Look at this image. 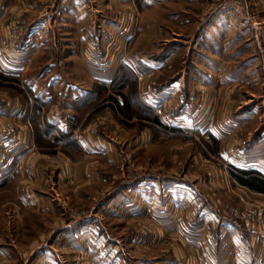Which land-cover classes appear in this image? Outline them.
<instances>
[{
  "label": "crops",
  "instance_id": "1",
  "mask_svg": "<svg viewBox=\"0 0 264 264\" xmlns=\"http://www.w3.org/2000/svg\"><path fill=\"white\" fill-rule=\"evenodd\" d=\"M5 2L0 0V25L7 14L5 9L21 4L12 3L13 0ZM34 4L27 3V7L33 9ZM56 4L61 13L53 18L55 30L48 28H51L53 20L46 22L42 18L45 31L38 37L40 41L33 43L35 63L28 70L6 66L0 35V79L14 84L10 89L12 96L5 101L0 100V197L3 200L0 202V262L20 250L18 241L12 238L13 233H33V223L24 216H60V208L50 194L21 189L18 176H27L25 181L45 184V177L38 181L41 170L44 172L48 168L44 158L49 153L63 151L73 159L72 175L66 181L60 177V183L68 186L70 191L65 195L58 194V199L66 197L69 206L65 209L78 210L84 215L68 221L58 218L53 224H44V234L41 235L44 242L37 245V250H43L33 257V264H63V259L65 262L68 260L67 255L76 262L83 252L95 264H264V229L260 234L249 231L241 221L226 216V210L214 206L209 201L207 189L198 190L200 184H207L210 188L209 184L216 182L209 180L211 183H205L202 175L196 174L199 167L205 168L200 152L198 165L191 163V168L196 170L192 173L194 179L191 183L178 178L164 183L160 177L151 175L118 180L114 176L98 175L95 160L88 159L100 157L109 165L115 164L117 143L113 138L116 131L107 127L105 133L104 127L98 133L83 134L80 138L74 134L76 128L95 123L101 115L116 119L119 115L127 121L120 122V134L137 136L135 142L128 140L127 148L130 143L131 148H141L136 143L138 138L146 135L156 143L163 138L160 131H164V121H170L169 131L165 132L171 139L173 136L186 139L193 146L196 141H202L210 146L209 151L220 164L264 176V126L254 125L260 120L264 106L261 108L258 101L245 102L247 106H241L242 93L236 91L234 105L228 104L230 115L223 110L228 103L225 96L228 84L236 83L234 86L240 90L246 84L241 82L243 77L236 74V66L227 65L229 52L238 58L246 51L238 49L243 44L228 48V36L225 31L221 32L220 26L217 31H211L212 27H209L196 37L194 34L186 37V46L182 49L180 34L155 29L154 38L161 41L154 51L156 57L151 53L154 48L151 44L149 56L144 54L146 50L132 49L130 52L120 50L115 56L107 48L111 43L108 35L96 33L90 27L94 20H98L97 17L102 16L101 12L107 11L103 9L106 8L105 3L70 1ZM139 4L148 6L149 3ZM254 7L259 9L260 3H254ZM257 14L264 17V12ZM182 16L171 15L183 23ZM244 20L240 24L249 26L251 35L246 40L248 43L243 45L250 49L249 62L243 59L248 64L244 73L248 75L250 86L259 88L264 85V63L253 42L258 21L254 24L253 20ZM35 21L32 19L27 23L26 40L33 39ZM102 22L109 23L106 19ZM66 24L78 25V28L65 31ZM142 34L143 42L146 36ZM235 39L241 40V36ZM65 40L72 44H65ZM149 45L145 44L144 48H149ZM196 45L200 47L195 48ZM176 54H186V59L190 60L184 72L169 70ZM227 68L231 71L233 68L235 75L228 78L224 73ZM168 70L170 75L166 74ZM216 71L221 73L219 79L223 81L218 97L222 94L225 99L219 98L221 107L208 117L206 110H211V104L206 100L201 103L202 95L198 99L193 98L194 87L203 83L208 91L213 92L210 86L212 72ZM261 96L259 101L264 102V88ZM172 99L178 102V109H169ZM134 118L139 123L131 121ZM245 122L251 123V127L242 130ZM238 133L241 136L247 133L252 141H248L250 138L246 143L241 141L236 148L237 157H234L232 137ZM209 151L207 153L210 154ZM27 155L33 156L34 166L24 171L20 163ZM118 183L122 186L118 187ZM167 184H171L170 188L164 189ZM103 188L106 192L98 190ZM36 200L40 207L35 208ZM100 214L124 216L129 222H138V225L123 226L126 233L119 236L120 240L108 235L109 244L104 246L100 232L107 230L99 226ZM147 226L151 231L148 232ZM134 231L138 234H131ZM30 237L26 247L34 248L38 242L33 234ZM166 242L171 246L165 245ZM103 246L109 250L105 257L101 255L98 259L96 248ZM54 247L60 250L56 252ZM33 252L26 251L30 256Z\"/></svg>",
  "mask_w": 264,
  "mask_h": 264
},
{
  "label": "rangeland",
  "instance_id": "2",
  "mask_svg": "<svg viewBox=\"0 0 264 264\" xmlns=\"http://www.w3.org/2000/svg\"><path fill=\"white\" fill-rule=\"evenodd\" d=\"M70 1L73 3L106 4V8L103 9H106L107 11L101 12L100 15L102 16L97 17L98 20H94L92 26L90 27L96 33L100 32L104 34L106 33L108 35L107 37H109L111 43H109L107 48H109L110 54L114 52L113 54L115 56L120 50L130 52L131 49L132 51L146 50L147 52L144 54L149 56L150 52L152 51V48L149 45L151 44L154 47L151 53L154 54V57H156V53L154 51L157 46H160L161 41H157L154 38L155 29L158 31L161 29L168 32L175 31L176 33L180 34L183 40H180L179 42L183 49L186 46V37L190 38V35L192 36L193 34L196 37L198 34H201V31L207 30L209 27H212L210 29L211 31H217L218 27L221 26V30L223 29L221 32L225 31L228 36V48H234L237 45V47H240L239 45L248 43L246 40L251 37V35H249V26L244 24L241 25L240 22H242L244 19H249L250 22L253 20L254 24L256 21H258V23H256L257 27L254 31L253 42L257 51L260 53V58L262 57L261 62L264 63V17L262 18L261 15L258 17L257 14H262L264 12V0H17L15 2L13 0L12 3L21 4L12 9H10V7L5 9L7 14L5 13L6 15H4L2 19L3 22L0 25L1 46L4 55L3 58L7 67L13 69L27 68V70L28 68L32 67L33 63H35L33 59H35L34 56L36 54L35 50L33 49V43L34 41H40L39 38L45 31L42 24V18H44L46 22H51L54 17H57L61 13L57 8L56 3H69ZM5 3H10V0H6ZM27 3H35L34 8H28ZM139 3L149 4L147 6L144 4L140 5ZM254 3H260V8L256 9V7H254ZM172 14L183 15V23H181L180 20L176 21L175 18H172ZM32 19L36 20L35 34L31 36L34 40H26V26L27 23H29V21ZM102 19L108 20L109 23H103ZM52 22L51 28L48 27L50 31L55 30L56 26V22L54 23V20ZM65 27V31H74V29L78 28V25L66 24ZM141 33H143V36H146L143 42L142 38L140 37ZM240 36L241 40L235 39L236 37L240 38ZM214 43L217 44L218 40L214 41ZM65 44L69 45L72 43L70 40H65ZM145 44H148L149 48H144ZM243 45L238 49H243L246 51L238 58L234 56L233 52L228 53V67L236 66V68H234L236 74L238 76H242L243 80H241V82L246 83L247 85L244 84L243 88L240 90V88H237L238 86H234L236 83L228 84L227 94L225 95L226 103H228L227 105L223 106V110L226 111L227 115H230V108L228 104L234 105V94L236 91L239 92V94L242 93V95H240V98L243 101L241 106L246 107L247 104H245V102L254 103L257 101L258 103H261V108L264 106V102L259 101L262 100L261 92L263 91L264 85H260L259 88H252L250 86L249 78H246L248 75L244 73L247 70L246 66H248V64L244 63L243 59L249 62L250 58H248V56L250 55V49L244 48L245 45ZM199 47V45L195 46V48ZM186 58V54H176L173 56V67L169 68V70L172 71L173 69L174 71L180 70L181 72H184L187 69L188 63L190 61ZM24 59H27V61ZM235 59L237 60L236 62H234ZM205 62H208L207 59ZM196 63L199 64V62ZM242 65L244 66L242 67ZM234 69L232 68V71L229 68L225 70L224 73L228 75V78L231 74L232 76L235 75V72L233 71ZM170 71L166 72V74L170 75ZM220 76V72H212V85L210 87L213 89V92L212 90L208 91L203 83H198L196 87H194L193 98L198 99V97L202 95V98L199 101L202 103L206 100L208 104H211V110H206L208 117L211 115L212 111H216L221 107L218 104V101L219 98L224 95L221 94L220 97H218L220 85L223 86V81H220L219 79ZM3 79H0V100L5 101L8 97L12 96L10 89H12L14 84ZM258 95L260 96L258 97ZM174 105L175 102L172 99V102L169 103V109L173 110ZM178 108L179 106L177 109ZM117 116L118 117L116 119L110 115H101L98 117L95 123H92L89 126L83 125V127H78L74 130V134L79 138L82 137L83 134H90L91 132L98 133V131L102 130L104 127H106L104 129L105 133L107 127L113 131H116V135L114 136L115 138H113L117 143L116 157H114L117 159L115 164L109 165L100 157L88 158L89 160H95V169L98 170V175L104 176L106 178H111L114 176L118 180L127 177L136 179L146 175H151L160 177L164 183H170V181H174L172 178H178L191 183L194 179V175L192 173L196 171L195 169L191 168V163L198 165L197 155H199L200 152L202 156L201 161L205 164V168L203 169L199 167V173L196 172V174L202 175V181H205V183H207L206 181L209 182V180H214L216 182L215 184L213 182H209L211 183L209 184L210 188H208L207 184H200L198 190L202 192L203 189H207L210 194L209 201L218 209H221L222 211L226 210V216L232 218L233 220L241 221L243 223L244 220H240L239 218L249 217L251 222L252 220H254L255 223L258 222L256 216L257 213L259 214L260 211L264 212L262 211L264 210V193L255 192L239 184L235 175L233 174V171L236 168L229 164L226 166L220 164L215 155L209 151L210 146L206 145V143L202 141H196L197 146H193L192 142L186 139L177 138L175 136H173L171 139V136L165 132L169 131V126L171 125L170 121H164V123H166L163 124L164 131H160L163 132V138L158 139V141L154 143L155 139L150 140L146 135L141 136L136 141V143H138L141 148L132 147V149L131 143L129 148H127L126 143L128 140L131 139L135 142L137 136L133 137L132 135H121V132L119 131L121 126L119 125H121V123H127V121L122 119L119 115ZM136 118L132 119L131 121L139 123ZM254 125H262V127L264 126V111L261 114L260 120H257ZM242 126V130L245 128H250L251 123L247 124L245 122V124ZM237 131L241 133L240 130ZM240 133H238V136L232 137L231 149L233 150V153L238 152L236 148L237 145H240L241 141L246 143L248 138H250L248 141H252L250 136H246L247 133H245V136H241ZM194 147L196 149H194ZM194 150L196 151V154H194ZM207 151H209L210 154L207 153ZM32 157L33 156L27 155L23 163H20V165H23L24 171L25 169H28L29 166H34V159ZM44 159V164H46L48 168H45L44 172L41 170L38 181H41L40 179L45 177L46 183H33L28 179L25 181L27 176H18L20 181L19 185L21 189L23 188L26 191L34 189L39 193L44 192L46 194H50L53 197L57 208H60L61 214L60 216L57 215V217H43L37 214H31L28 216L25 212L24 215L26 216H24V218L30 223H33L32 227L34 228V231L33 233L30 231L18 232L17 234L13 233L12 238H15V240L18 241L20 250L17 253H11V257L3 258L0 264H33V257H37V255H39V253L43 250L41 248L37 250V245L39 246V244L44 242V240L41 238V235L44 234V224L47 222L53 224L58 220V218H61L62 221H68L72 218L78 219L84 215L78 210H66L65 207L68 208L69 206L66 197L61 196L62 200L58 199V194L62 193L65 195V193L70 191L67 189L68 186H65L64 183H60V177L62 180L65 178L66 181V178L68 179V177L72 175L70 171L71 166L73 165L72 157L61 151L49 153V155ZM110 161L112 160L110 159ZM117 185L118 187L122 186L121 183H118ZM170 185L171 184L165 185L164 189H169ZM200 186H202V188ZM98 190L106 192L105 188ZM2 201L3 200L0 197V202ZM39 204L40 203L36 200L34 205L35 208L40 207ZM70 206L74 207L71 204ZM190 217L192 216L190 215ZM98 219L100 221L99 226L107 230L105 232H100V234L103 235L102 239L105 244L102 245L104 246L109 244L107 238L108 235L116 240H120L121 238H119V236L126 233V231L123 229V226L132 227L133 225H138V222H129V220L124 216L112 217L111 215L100 214ZM147 229L148 232L151 231L149 226H147ZM260 231L257 229L253 232L260 234L262 233V230ZM132 233L138 234L136 231L131 232V234ZM31 234H33L38 242L34 248L26 247V245L30 243ZM168 244L170 245L171 243H165V245ZM104 246L102 248H96L98 249V252L95 254L97 255L98 259H100L101 255H104L103 257H105L107 251L109 250V248H104ZM54 248L56 249V252L59 249H57V247ZM33 250L34 252L31 254V256L30 254L26 253V251H30L32 253ZM85 254L86 253L83 252L82 256L78 257V261L76 262H74L72 257H69L71 255H67L66 258L68 257V260L65 262L63 259V264H95V262H92V260L86 257ZM29 257L31 258L29 259ZM35 264L40 263L36 262ZM42 264H45V262Z\"/></svg>",
  "mask_w": 264,
  "mask_h": 264
},
{
  "label": "trees",
  "instance_id": "3",
  "mask_svg": "<svg viewBox=\"0 0 264 264\" xmlns=\"http://www.w3.org/2000/svg\"><path fill=\"white\" fill-rule=\"evenodd\" d=\"M233 172L239 183L264 193V176H260L258 173L256 175V173L248 170L238 171L234 169Z\"/></svg>",
  "mask_w": 264,
  "mask_h": 264
},
{
  "label": "built area",
  "instance_id": "4",
  "mask_svg": "<svg viewBox=\"0 0 264 264\" xmlns=\"http://www.w3.org/2000/svg\"><path fill=\"white\" fill-rule=\"evenodd\" d=\"M27 61V59H24ZM175 102V105H174V109H176L179 105H178V102H176V100H174ZM233 156L237 157V153H233ZM264 211V210H262ZM257 220L258 222L255 223L254 220H252L251 222V219L249 217H243V218H239L240 220L243 219V224L245 225V227L248 229V230H254L256 231L257 229L260 231V230H263L264 229V212H261L258 214L257 213ZM261 232V231H260Z\"/></svg>",
  "mask_w": 264,
  "mask_h": 264
}]
</instances>
